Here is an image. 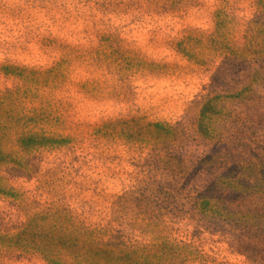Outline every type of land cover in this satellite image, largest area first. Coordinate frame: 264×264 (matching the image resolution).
Returning <instances> with one entry per match:
<instances>
[{
    "label": "rangeland",
    "instance_id": "rangeland-1",
    "mask_svg": "<svg viewBox=\"0 0 264 264\" xmlns=\"http://www.w3.org/2000/svg\"><path fill=\"white\" fill-rule=\"evenodd\" d=\"M0 264H264V0H0Z\"/></svg>",
    "mask_w": 264,
    "mask_h": 264
}]
</instances>
